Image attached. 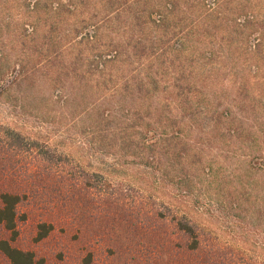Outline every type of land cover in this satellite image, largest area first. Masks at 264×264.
Segmentation results:
<instances>
[{
	"label": "rangeland",
	"instance_id": "rangeland-1",
	"mask_svg": "<svg viewBox=\"0 0 264 264\" xmlns=\"http://www.w3.org/2000/svg\"><path fill=\"white\" fill-rule=\"evenodd\" d=\"M4 193L35 264H264V0H0Z\"/></svg>",
	"mask_w": 264,
	"mask_h": 264
},
{
	"label": "trees",
	"instance_id": "trees-1",
	"mask_svg": "<svg viewBox=\"0 0 264 264\" xmlns=\"http://www.w3.org/2000/svg\"><path fill=\"white\" fill-rule=\"evenodd\" d=\"M20 198L17 195L4 193L0 195V234L5 232L9 234V239L0 240V253L7 259L9 264H35V255L32 252H24L13 246V242L17 238V206ZM37 240H41L47 236L50 227L39 226ZM190 237H193L190 229H188ZM38 264H42L39 261Z\"/></svg>",
	"mask_w": 264,
	"mask_h": 264
}]
</instances>
